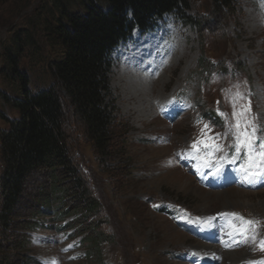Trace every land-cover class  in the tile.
<instances>
[{
  "label": "rangeland",
  "instance_id": "374dc122",
  "mask_svg": "<svg viewBox=\"0 0 264 264\" xmlns=\"http://www.w3.org/2000/svg\"><path fill=\"white\" fill-rule=\"evenodd\" d=\"M48 1L0 0V70L3 64L2 46L9 38V26H6V22H14L19 26L29 25ZM192 1L193 9L188 14L198 21L194 25H185L179 19L168 16L150 32L136 31L112 53L113 66L108 74L110 95L107 104L114 106V123L118 131L125 136L127 155L120 157L115 164H98L95 153L81 131L75 125H69L72 135L71 151L74 155L77 154L76 164L81 165L83 170L86 169L83 178L104 205L103 216L107 222H91L92 227H97L98 232H105L109 239L102 246L101 260H98L96 255L87 256L90 253L88 243L81 247L77 244L69 246L79 239L82 240L85 234H78L76 241L72 242L70 236L67 237L65 231L59 229L60 224L71 222L82 213L71 215L60 224L52 222V218L44 219L45 224L29 234L30 257L44 264H201L200 258L204 256L213 258L217 263L218 258L222 257V263L218 264H238L243 259H255L256 255L251 247H244L235 252L225 251L219 246L221 242L217 237L213 242L203 241L195 233L181 229V226L165 213L166 205H176V214H180L182 221H191L200 226L204 220H214L219 213L237 212L249 219L261 220V231H264V188L259 191L245 187L209 191L201 187L187 168L179 166L177 160L180 152L187 148L197 134L193 125L194 119L198 117L195 113L196 105L202 112L223 110L225 116L232 119L234 124L233 112L239 111L241 105L250 101V115L254 117L256 127L264 136V0H234L235 14L229 15L225 20H218L212 15L211 0ZM15 16L18 18L15 19ZM200 21L205 23L203 27H200ZM155 38L158 46L164 41L165 47L167 44L171 50L167 56L164 55L165 61L162 66L160 64V69L129 64V54L138 49L140 44ZM37 40L44 42L41 35ZM43 47L47 51L46 47ZM164 50L165 48H160L155 54L158 53L160 57ZM27 61L28 59L25 60L27 68L24 70L35 82L39 80L38 84L43 82L42 67H33L32 62ZM223 64L229 71L234 69V81L231 83L226 80L227 74L230 75L231 72L224 75L220 71V65ZM209 66L213 68L210 69V74H207ZM147 69L150 79L142 82L141 86L154 83L157 86L152 95L147 94L148 104L152 107L142 116L141 102L136 96L130 98L131 90L126 84L128 80L125 75L128 71H134L136 74L146 73ZM165 69L167 72L164 80L158 83ZM150 70L154 72L150 73ZM214 72L220 80L211 81ZM154 74L157 75L154 77ZM0 91L15 93L5 83L1 71ZM237 91L246 99L239 101L234 109L232 98ZM164 109L180 110L185 114L171 123L169 119H164V116H159ZM190 109H193L192 113L189 112ZM3 110L0 101V113ZM6 112L9 117H14L12 111ZM3 128L5 124L0 120V130ZM221 138L232 144L233 138L229 130L223 131ZM107 165L115 166L114 170L107 168ZM40 182L39 176L36 175L26 184L27 193L22 205H25L26 209L32 206V210H28L32 215L29 219H32L41 205L36 204L41 199L37 197V186ZM238 190L247 192L248 196L238 199L236 203L232 198L230 205L211 203L207 208L209 214L205 212L206 196L213 199L218 193H235ZM54 206L60 208L58 204ZM20 212L16 220L24 219V215L29 214L24 210ZM88 223L90 221H87ZM77 225L79 222L75 227ZM23 231L10 236L3 243L12 239L22 240L21 235L25 233ZM1 251L0 264H23L25 260L20 257L10 258L5 262L3 250ZM190 256L195 259V263L187 259Z\"/></svg>",
  "mask_w": 264,
  "mask_h": 264
},
{
  "label": "trees",
  "instance_id": "16d2710c",
  "mask_svg": "<svg viewBox=\"0 0 264 264\" xmlns=\"http://www.w3.org/2000/svg\"><path fill=\"white\" fill-rule=\"evenodd\" d=\"M192 2L49 0L29 25L6 22L9 38L2 46L0 71L15 93L0 91L4 108L0 120L5 124L0 130V251L3 250L5 262L21 257L25 258L23 264H40L29 255L30 232L43 226L46 218L60 224L78 213H82L80 217L60 224L59 229L71 232V238L85 234L81 244H89L87 256L96 255L101 260L102 246L109 239L91 222L107 220L103 216L104 205L83 178L86 169L76 164L69 125L81 131L98 164H115L126 156L125 136L114 123V106L107 104L112 53L135 30H151L165 16L194 25L198 21L188 14L193 9ZM211 3V13L218 20L235 14L234 0H211ZM200 23V27L205 24ZM40 35L43 43L37 40ZM26 59L32 62L31 66L42 67L43 82L38 84L39 80L35 82L24 70ZM207 68L210 72L213 67ZM7 110L14 117H9ZM114 167L107 168L114 170ZM36 175L41 180L37 186V197L41 199L36 204L41 205L34 219H29L32 215L28 210L32 206L26 209L22 202L26 198V184ZM19 210L29 214L16 220ZM22 230L25 232L22 240L3 243Z\"/></svg>",
  "mask_w": 264,
  "mask_h": 264
},
{
  "label": "snow or ice",
  "instance_id": "6c2138e0",
  "mask_svg": "<svg viewBox=\"0 0 264 264\" xmlns=\"http://www.w3.org/2000/svg\"><path fill=\"white\" fill-rule=\"evenodd\" d=\"M246 97L239 91L232 98L233 108L235 109L239 101L245 100ZM251 103L240 106L239 111H234L233 116L235 123L230 125L229 132L233 138V143L225 147L220 143V137L207 136L206 130L209 125L205 124L201 130V139L191 145L193 149L189 153L198 161L197 171L200 168L212 170L214 176H219L225 164H234L241 159L243 153V163L239 168L242 177V182L255 184L261 179H264V141L257 142L256 125L254 117L250 115ZM229 148L233 150V154L229 156ZM221 155H217V154ZM226 217H231L228 223V231L226 235L239 244L255 245L261 251H264V237H261L257 231L258 221L247 220L236 213H225ZM210 220L208 224L210 226ZM256 264V262H249ZM264 264V262H260Z\"/></svg>",
  "mask_w": 264,
  "mask_h": 264
},
{
  "label": "bare ground",
  "instance_id": "6f19581e",
  "mask_svg": "<svg viewBox=\"0 0 264 264\" xmlns=\"http://www.w3.org/2000/svg\"><path fill=\"white\" fill-rule=\"evenodd\" d=\"M139 48H140V50H138ZM139 48L138 49H135L132 54H129L130 55V58L128 60L129 61V64L130 63H134L138 67L149 66V68L154 67V69L159 70L160 69V67H159L160 64L162 66V63L165 61L164 60V53L162 54V56L159 57L157 55L158 53L155 54V52L156 51L159 52V49L160 48H163L164 49V44L162 43L161 46L160 45L158 46L157 38H155L154 40L149 39V40H147L146 43L140 44ZM133 56H135L136 58H134ZM160 59H161V61H160ZM153 72H154L153 70L152 71L150 70V73H153ZM166 72H167V69H165L164 75L160 77L158 83H160V82H162V80H164V76H165V73ZM157 74H154V77ZM159 76H160V74H159ZM125 78L129 82V83L126 82V84L129 87V89L131 90V94H130L131 97L130 98H134L136 96V99H138L141 102L140 104L142 106V110L140 111V114L142 116H144V114L146 112H148L149 110H151V107H152V105H149L148 104V100H147L146 97H148L149 94H151V95L153 94V92H154V90H155V88H156L157 85L154 83L152 85L151 84H146V86H141V83L142 82H146V81H148L150 79V75H149L148 69H147L146 73H140V74H136V72L134 73V71L133 72L132 71H128V72H126ZM165 100L166 99H164L163 101H165ZM194 191L196 192V190H194ZM202 191L204 192V190H202ZM246 196H248L247 195V192L240 191V190L236 191L235 193H229V192L224 191V192L218 193L217 196L214 197L213 199H210L209 196H206L205 197V200H204L205 201V204H206L205 212L208 213L207 212V208L211 205V203L218 204L219 202H221L224 205L225 204L230 205V204H232L231 201H230L232 198L234 200L233 202L236 203V201L238 199H245ZM199 250H201V249L199 248ZM247 252H248V249H247ZM228 254H229V252H228ZM245 254H247V253H245ZM220 255H221V253H220ZM236 256H238V255H236ZM242 257H243V254H242ZM211 259H213V258H211ZM236 260L238 261V259H236ZM213 261H215V260L213 259ZM221 261H222V257H219L218 258V263L221 262ZM232 263H234V261H232Z\"/></svg>",
  "mask_w": 264,
  "mask_h": 264
}]
</instances>
